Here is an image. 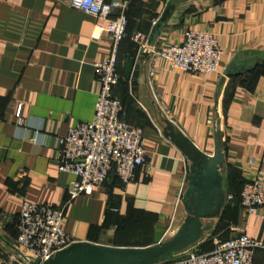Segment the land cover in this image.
Returning <instances> with one entry per match:
<instances>
[{
    "label": "crops",
    "instance_id": "obj_1",
    "mask_svg": "<svg viewBox=\"0 0 264 264\" xmlns=\"http://www.w3.org/2000/svg\"><path fill=\"white\" fill-rule=\"evenodd\" d=\"M124 1L126 35L117 46L118 79L112 93L121 101L125 120L141 128L151 169L143 177L137 168L123 188L108 173L102 185L64 205L62 229L76 241L144 246L165 235L184 188V162L160 133L158 110L210 155L216 107L224 150L223 204L226 194L236 193L252 174L248 158L259 162L264 175V0H173L153 47L180 42L186 28L211 31L220 56L217 71L206 74L176 71L150 54L138 61L141 52L131 36H148L167 0ZM103 26L102 20L70 8L66 0H0V250L5 256L13 250L22 200L58 208L67 199L73 176L57 169L56 137L92 115L97 89L92 64L111 47L107 33L93 37ZM129 57L139 65L134 88L123 73ZM250 57H256L251 71L223 75L232 60ZM228 209L223 219L228 237L243 232L264 241V207L249 215L237 203ZM218 216L202 220L209 228L202 244L194 245L201 252L221 236L214 232ZM252 260L264 264V249H255Z\"/></svg>",
    "mask_w": 264,
    "mask_h": 264
},
{
    "label": "built area",
    "instance_id": "obj_2",
    "mask_svg": "<svg viewBox=\"0 0 264 264\" xmlns=\"http://www.w3.org/2000/svg\"><path fill=\"white\" fill-rule=\"evenodd\" d=\"M75 10L89 14L104 22L94 38L101 32L108 34L111 47L108 55L93 66L97 84L93 112L88 120L68 126L63 135L56 137L58 171L70 173L73 179L66 187L67 199L58 208L22 200L15 223L13 250L5 256L0 250V264H31L43 261L76 241L62 229L64 205L81 193L99 187L108 173L116 177L119 187L134 178L135 170L142 168L143 177L151 169V155L143 148L141 128L127 122L121 115V103L113 95L112 87L118 76L114 70L117 46L125 37L124 0H66ZM115 10L117 11L115 13ZM136 51L147 52L166 61L169 68L183 73L206 74L216 72L220 49L209 30L186 28L181 41L159 48L147 45V35L136 32L131 36ZM152 69L148 75H152ZM16 123L22 122L19 107L15 111ZM252 168L250 177L243 181L239 191V207L249 215L264 207V175L257 160L247 159ZM231 194H226L225 201ZM255 249H264V241L243 232L213 239L212 248L199 252L195 246L185 249L168 260L169 264H253Z\"/></svg>",
    "mask_w": 264,
    "mask_h": 264
},
{
    "label": "water",
    "instance_id": "obj_3",
    "mask_svg": "<svg viewBox=\"0 0 264 264\" xmlns=\"http://www.w3.org/2000/svg\"><path fill=\"white\" fill-rule=\"evenodd\" d=\"M175 2L167 0L159 17L152 24L147 45L153 46L157 31L164 23ZM143 51L138 61L147 59ZM256 57L236 58L224 69L223 75L238 73L250 69ZM264 60V57L262 58ZM139 65L135 57L127 58L123 63L125 79L132 88L136 86ZM215 109L213 123V152L207 155L196 148L191 140L165 115L158 110L161 121L160 133L180 153L184 162L183 186L178 194L177 204L171 223L165 235L151 245L112 246L87 241H74L52 256L31 264H161L173 258L179 252L199 244L209 228L206 219L217 217L223 206L224 191L221 186L223 168V139L220 130V118Z\"/></svg>",
    "mask_w": 264,
    "mask_h": 264
},
{
    "label": "trees",
    "instance_id": "obj_4",
    "mask_svg": "<svg viewBox=\"0 0 264 264\" xmlns=\"http://www.w3.org/2000/svg\"><path fill=\"white\" fill-rule=\"evenodd\" d=\"M125 8H126V6H125ZM124 15H125V18H126V14H125V9H124ZM125 26H126V22H125ZM126 35V34H125ZM263 64H264V62H263ZM253 67L254 66H252L250 69H247L248 71H251L252 69H253ZM246 71V70H245ZM243 72V71H242ZM238 73H240V72H238ZM238 73H232V74H238ZM228 75H231V74H228ZM120 101V100H119ZM120 103H121V101H120ZM121 112H122V107H121ZM122 117H123V115H122ZM124 118V117H123ZM125 119V118H124ZM114 179H115V181L116 182H118L117 181V179H116V177L114 176ZM242 183H243V181L241 182V184L239 185V189H238V191L236 192V193H230L231 195H232V197H231V199L230 200H228V201H226L224 204H223V206H222V209L220 210V212H219V216H218V218H219V220H218V222L216 223V225H215V228H214V232H220V230L221 229H223L224 230V228L227 226V224H226V222H224L223 221V219L226 217V216H228L229 214H228V211H235V208L233 207L231 210L230 209H228V206H229V204H233V203H237V205H239V196H238V194H239V191H240V189H241V186H242ZM237 199V200H236ZM120 220V219H119ZM117 221V222H120V221ZM134 220H137V219H134ZM117 224V223H116ZM120 226V225H119ZM227 232H226V230H225V232H222L221 233V238L222 239H220V240H223V239H226L227 237ZM226 237V238H225ZM203 242V241H202ZM202 243H200V245H201ZM144 246H146V245H144ZM211 248H212V244H211ZM197 250L199 251V252H201L200 250H199V248H197ZM166 262H168V261H166ZM164 263V262H163Z\"/></svg>",
    "mask_w": 264,
    "mask_h": 264
},
{
    "label": "rangeland",
    "instance_id": "obj_5",
    "mask_svg": "<svg viewBox=\"0 0 264 264\" xmlns=\"http://www.w3.org/2000/svg\"><path fill=\"white\" fill-rule=\"evenodd\" d=\"M218 220H219V218L217 219L216 223L218 222ZM216 223H215V225H216ZM225 230H226V232H227V234H228V233H229V231H228V230H230V229H228V228H227V226H226V227L224 228V230H223V229H221L219 233L225 232ZM226 237H228V235H227ZM226 237H225V238H226ZM219 239H222V238H221V236H220V238H219ZM183 251H184V250H183ZM183 251H182V252H183ZM179 253H180V252H179Z\"/></svg>",
    "mask_w": 264,
    "mask_h": 264
}]
</instances>
